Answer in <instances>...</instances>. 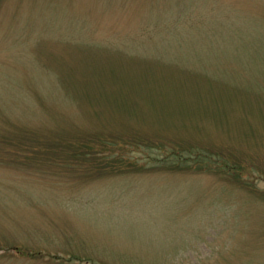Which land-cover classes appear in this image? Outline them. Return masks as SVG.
I'll return each instance as SVG.
<instances>
[{"label": "rangeland", "instance_id": "1", "mask_svg": "<svg viewBox=\"0 0 264 264\" xmlns=\"http://www.w3.org/2000/svg\"><path fill=\"white\" fill-rule=\"evenodd\" d=\"M0 264H264V0H0Z\"/></svg>", "mask_w": 264, "mask_h": 264}, {"label": "trees", "instance_id": "2", "mask_svg": "<svg viewBox=\"0 0 264 264\" xmlns=\"http://www.w3.org/2000/svg\"><path fill=\"white\" fill-rule=\"evenodd\" d=\"M104 144V147H107L108 149H109V147H108V145L106 144V143H103ZM101 147V146H100ZM101 149H102V147H101ZM95 150H91V152L90 153H92V152H94ZM101 152V151H100ZM188 154H190V155H192V156H195L196 154L195 153H192V152H188ZM170 156H175V157H170ZM186 155H184V156H182V157H180L179 155H177L176 153L175 154H172V155H169V156H166V157H164V158H162V159H159V161L158 162H160V163H162L160 166H170L172 169H180V168H182V166H183V164L185 163H187V159H186V157H185ZM194 157H192V159H193ZM130 163H132V162H130ZM158 166V165H157ZM142 168L144 169L145 167L144 166H142Z\"/></svg>", "mask_w": 264, "mask_h": 264}]
</instances>
